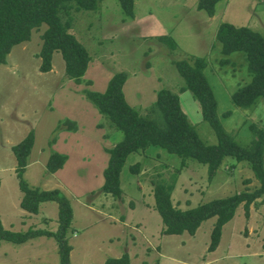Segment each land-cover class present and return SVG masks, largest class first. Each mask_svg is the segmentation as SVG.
Segmentation results:
<instances>
[{"label":"rangeland","instance_id":"rangeland-1","mask_svg":"<svg viewBox=\"0 0 264 264\" xmlns=\"http://www.w3.org/2000/svg\"><path fill=\"white\" fill-rule=\"evenodd\" d=\"M198 2L135 0L133 21H123L125 14L119 0H105L95 11H75L70 32L92 57L86 78L94 80L95 85L89 89L102 93L115 73L127 72V102L142 114H150V119L164 129V115L151 112L158 91L178 93L184 85L175 62L205 58V75L217 100L222 126L242 147L253 149L252 125L264 128V98L253 109L234 105L233 94L252 77L245 54L224 56L216 35L222 24L229 23L249 27L264 37V0L221 1L214 17L199 10ZM46 29L43 25L34 30L31 40L14 47L7 64L0 65V218L5 229L58 228L56 203L41 204L37 215L20 207L23 193L12 148L32 131L35 144L25 180L34 189H58L71 201L72 264H104L109 258L125 254L131 264H264V205L252 206L250 218L240 206L234 219L223 228L220 245L213 253L208 248L216 218L204 222L194 237L163 233L165 227L155 208L154 183L171 182L182 168V159L162 148L150 147L146 154L128 157L121 174V199L102 192L109 160L103 146L116 145L123 140V133L108 127L99 130L95 125L98 116L101 123L107 120L90 102L79 97L86 85H77L66 76L60 53L53 56L51 72L39 70L38 53ZM160 36L173 38L177 49L160 43ZM222 60L228 62L222 65ZM178 94L182 109L201 140L217 145L216 133L203 121L192 93ZM66 119L77 123L78 133L63 130L65 125L58 129ZM52 140L56 141L51 145ZM53 152L70 160L50 175L46 166ZM137 163H142L139 175L130 170ZM249 179L251 183L246 185ZM257 187L259 182L247 162L226 158L210 180L207 165L188 160L175 181L171 199L175 208L187 210ZM0 264H60L58 247L47 237L24 245L4 243Z\"/></svg>","mask_w":264,"mask_h":264},{"label":"trees","instance_id":"trees-1","mask_svg":"<svg viewBox=\"0 0 264 264\" xmlns=\"http://www.w3.org/2000/svg\"><path fill=\"white\" fill-rule=\"evenodd\" d=\"M105 0H0V65L8 62V56L14 47L31 40L34 30L43 25L47 29L42 34V48L38 53L41 59L39 70L49 73L53 69V56L60 53L65 61L66 76L77 85L91 86L92 81L85 76L92 61L88 49L70 31L73 29L75 11H95ZM125 14L123 21H133L135 0H119ZM224 0H199L198 9L205 11L210 17L216 14V6ZM158 41L167 44L172 50L177 44L170 36H160ZM216 41L222 47V54L230 56L244 53L248 64L251 81L233 94L234 105L241 109H253L264 98V37L249 27H237L229 23L222 24L217 32ZM228 60H222L225 65ZM207 60L191 57L175 62L184 85L180 94L191 92L199 103L203 121L210 124L216 133L218 144L204 143L187 114L183 111L178 93L169 89L159 90L156 103L151 107L152 114L161 112L166 120V128L158 127L149 115L142 114L131 106L126 99L124 87L129 79L127 72H117L110 79L104 93L84 90L83 97L90 102L107 122L99 123L98 128H114L123 133V140L113 148L107 149L108 165L104 171L102 192L116 199L123 197L121 174L128 157L134 153H147L150 147H159L182 159V168L171 182H155L154 196L156 211L162 218L164 234L194 237L202 224L216 218L208 248L215 252L221 242L223 228L236 216L243 205L246 218L251 216V207L264 205V128L252 125L254 147H242L230 136L218 117V103L213 89L205 75ZM107 126H106V124ZM65 125V126H63ZM65 131H78L75 121L66 119L59 124ZM56 140L50 141L54 144ZM35 144L34 132H30L19 144L12 148L17 160L16 175L19 188L23 193L20 207L30 215L40 212L41 204L53 202L58 205V228L55 231L30 227L26 231L5 229L0 218V248L4 243L24 245L35 239L47 237L53 239L58 247L60 264H72L73 250L69 241V233L74 220L71 201L60 190L43 191L29 187L25 180L28 158ZM150 156V155H149ZM234 158L238 162H247L259 187L247 190L227 198L217 199L198 207L181 210L173 206L172 191L178 175L188 160H195L208 166L209 178L212 180L226 158ZM68 156L53 152L48 160L46 171L52 175L63 169ZM142 163L131 166V173L139 175ZM0 178V188H1ZM251 180H246L249 185ZM104 264H131L130 257L125 254L120 258H109Z\"/></svg>","mask_w":264,"mask_h":264},{"label":"crops","instance_id":"crops-1","mask_svg":"<svg viewBox=\"0 0 264 264\" xmlns=\"http://www.w3.org/2000/svg\"><path fill=\"white\" fill-rule=\"evenodd\" d=\"M113 77V76H112ZM111 77V78H112ZM85 78H86V76H85ZM87 80H90V81H92V85L89 87H87V86H85V89L84 90H87V89H89V88H93L94 87V85H95V81L94 80H92V79H89V78H86ZM108 83H109V81H108ZM108 86V85H107ZM107 86L105 87L106 89H107ZM104 88V91L102 92V93H104L105 92V89ZM125 88V87H124ZM83 90V91H84ZM90 90V89H89ZM79 97H82V98H84L83 97V95H82V93H81V96H79ZM91 113H92V110H91ZM101 119V116H98L97 117V121H96V123H95V125L97 126L99 123H101L102 121L100 120ZM101 121V122H100ZM82 127V126H81ZM98 127V126H97ZM79 130H80V128H79ZM99 130H102V129H99ZM81 131V130H80ZM76 133H78V131L76 132ZM80 133V132H79ZM115 145H107V146H103V150H104V152H105V156L109 159V155H108V153L106 152V150L107 149H111V148H113ZM69 160H70V158L68 157V160H67V162H66V164H65V166L67 165V163L69 162ZM109 161V160H108ZM64 166V167H65ZM2 248V247H1Z\"/></svg>","mask_w":264,"mask_h":264}]
</instances>
